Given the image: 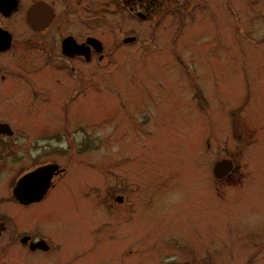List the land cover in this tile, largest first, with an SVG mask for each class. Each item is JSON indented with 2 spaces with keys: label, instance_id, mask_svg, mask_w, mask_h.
Instances as JSON below:
<instances>
[{
  "label": "rangeland",
  "instance_id": "1",
  "mask_svg": "<svg viewBox=\"0 0 264 264\" xmlns=\"http://www.w3.org/2000/svg\"><path fill=\"white\" fill-rule=\"evenodd\" d=\"M182 2L157 0L142 19L113 0H57L59 22L30 48L21 14L6 20L22 43L0 59V79L15 87L0 94V120L19 132L0 176L2 210L15 209L5 202L10 184L33 157L67 168L51 207L22 217L59 243L31 259L264 264V0ZM60 24L104 40L106 57L73 60L77 73L61 68L40 50L46 40L59 54ZM65 128V139L54 138ZM226 156L233 182L212 174ZM124 194L125 203L114 200ZM18 249L0 264L20 260Z\"/></svg>",
  "mask_w": 264,
  "mask_h": 264
},
{
  "label": "flooded vegetation",
  "instance_id": "2",
  "mask_svg": "<svg viewBox=\"0 0 264 264\" xmlns=\"http://www.w3.org/2000/svg\"><path fill=\"white\" fill-rule=\"evenodd\" d=\"M63 1L65 2V0ZM77 1L80 3L83 0ZM181 1H183L182 3L186 2V0ZM113 2L119 8L125 9L130 12L136 11L138 17L146 19V17L141 16L139 12H142V10H145L148 6L151 7L153 3H157V0H113ZM56 4L57 0H0V59H2L1 56L3 54H6L11 50L18 48L22 43V41L16 38L14 30L11 28V24H9L8 22H11L13 18L21 14L24 20V26L31 33V35L25 39L23 45L26 48H30V46H37L39 42H37L35 36H38L40 38L46 36L47 32L50 31L59 22V12ZM143 14L146 15L144 12ZM6 20L9 21L6 22ZM60 25H62V32H65L64 24ZM131 37L135 36H124L121 39V42H123L124 44H129L132 41L136 40V37L133 38V40H130ZM58 43L59 54H57L56 52L54 53V50L52 48H49L50 44L46 40L42 41L40 50L45 51V54L50 56L51 59L55 58V60H61V68H65L68 63L71 73H77L79 71L78 68L74 65L73 60L79 59L88 63H91L94 60H96V62H99L102 61L107 55V47L105 41L95 35H80L76 33L65 32L59 37ZM6 68H8L6 64L0 62L1 71ZM3 73L1 74L0 79V89L3 90L2 86L6 87L5 91L3 90L0 93L1 95L3 93H9L12 90H9L10 87H14V84L9 82L6 83V75ZM19 73L20 74L18 75L22 76L26 72H24V70H21ZM34 81L38 83L35 78ZM46 87L49 88V86ZM44 89L45 88L38 89L36 86H34V90L38 93L35 95L39 96V93L47 94L46 92H43ZM47 99L48 97H45L42 100L36 102L40 105L39 108L44 107L43 105ZM28 122H30V126L37 125L36 121L28 120ZM22 123L23 121H21V124ZM25 133L26 135H29L27 132ZM67 134L68 130L67 128H65L64 130H61L60 133L55 134L54 138L63 140L67 137ZM18 135L19 132L17 126L15 127L9 120H0V141L6 140V147L4 148V152L0 149V151L4 153V157L0 155V176L4 171V166L6 165L5 155L12 157V145L15 142L14 139H16ZM25 142L29 143L28 140H25ZM210 142V140H208L207 142L209 148L211 147ZM34 146L39 147L40 145L35 144L34 142L28 152L30 155L34 154V152H32L34 151ZM39 159L40 157H33L34 162L29 167L17 173L13 177V180L10 184V200H5V202L10 203L15 209H18L17 206H19L20 208H22V210L14 209L11 210V212L2 210V203H4V200L3 196H0V254H4L9 250L11 246L14 247V250L18 249L17 246H19V249L16 252L20 260L16 261V263L14 264H48L50 263V261L46 262L33 260L31 259V256H33L34 254L41 255L39 253L51 254V252L54 250V246H56L57 248V245V249L60 250L59 243L56 245V243L53 242L57 239L56 237L52 238L50 235L46 234V236L42 232L34 231L32 230L34 229V227L31 229L32 231H30V229L22 226V222H24V224H27L25 220H22V217L30 216L31 214L42 211V207L45 206V202H47L51 198V195L54 193L56 187L58 186L62 178H64L67 172L66 166H64L60 161H39ZM52 164L56 166L51 167L50 169L45 170L40 174H37L36 177H34L33 180L28 183V188L26 189L27 196H24L23 194L20 198L16 196L14 189L19 179L24 174L31 172L37 168ZM235 167L236 162L231 156L221 157V159L219 158L214 162L212 174L216 179H226L233 182L235 180V176L232 173ZM40 186H45V192L42 197L36 198L35 193H37ZM114 200L119 203H125L126 196L125 194L118 195L114 198ZM41 204L43 205L40 206ZM50 207L51 206H47L44 208L47 209ZM16 218L18 219V221H16ZM35 224L32 225L34 226ZM55 261L57 260H54V262Z\"/></svg>",
  "mask_w": 264,
  "mask_h": 264
},
{
  "label": "water",
  "instance_id": "3",
  "mask_svg": "<svg viewBox=\"0 0 264 264\" xmlns=\"http://www.w3.org/2000/svg\"><path fill=\"white\" fill-rule=\"evenodd\" d=\"M140 15L144 17V14H142V13H140ZM29 19H30V16H29ZM130 40H133V38H130ZM55 166L56 165H54V164L43 166V167L37 168V169H35V170L31 171V172H28V173L24 174L19 179V181H18V183H17V185H16V187L14 189V192H15L16 196L18 198H20L22 194L24 196H27L26 189L28 188V183L31 180H33V178L36 177L37 174H40L41 172H43L45 170H48L51 167H55ZM35 188H37V187H35ZM21 191H22V193H21ZM24 191H25V193H24ZM44 192H45V186H40L38 191H37V193H35L36 198L42 197L44 195Z\"/></svg>",
  "mask_w": 264,
  "mask_h": 264
}]
</instances>
